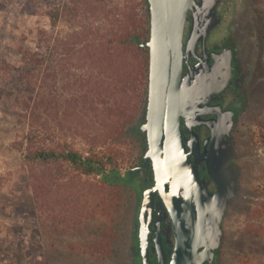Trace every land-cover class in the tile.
<instances>
[{
    "label": "trees",
    "instance_id": "16d2710c",
    "mask_svg": "<svg viewBox=\"0 0 264 264\" xmlns=\"http://www.w3.org/2000/svg\"><path fill=\"white\" fill-rule=\"evenodd\" d=\"M44 14L68 29L53 37L41 30L32 49L19 50L15 89L24 93L23 162L33 206L63 231L97 211L111 220L118 207L119 188L99 177L119 170L113 147L142 106L148 14L145 0H60ZM258 131L264 144V123ZM99 193L100 202L90 204Z\"/></svg>",
    "mask_w": 264,
    "mask_h": 264
},
{
    "label": "rangeland",
    "instance_id": "374dc122",
    "mask_svg": "<svg viewBox=\"0 0 264 264\" xmlns=\"http://www.w3.org/2000/svg\"><path fill=\"white\" fill-rule=\"evenodd\" d=\"M59 2L0 0V264H123L121 248L114 254L115 242L118 246L123 235L124 195L120 188L116 193L118 207L109 214L111 220L97 211L92 219L63 231L48 214L34 207L31 199L23 162L25 120L19 104L24 93L15 89V68L19 50L32 49L41 30L51 37L67 31L63 20L51 24L44 14ZM251 3L260 68L258 95L240 146L243 200L225 220L221 264H264V213L255 211L264 204V144L258 131V123H264V0ZM119 140L123 143L113 148L119 150L115 165L122 171L136 150L124 136ZM100 198L99 193L90 204L95 206Z\"/></svg>",
    "mask_w": 264,
    "mask_h": 264
},
{
    "label": "flooded vegetation",
    "instance_id": "af4514ba",
    "mask_svg": "<svg viewBox=\"0 0 264 264\" xmlns=\"http://www.w3.org/2000/svg\"><path fill=\"white\" fill-rule=\"evenodd\" d=\"M251 6V0H219L214 9L218 23L202 42L186 43L194 8L186 10L183 24L181 78L188 73V81L182 80L181 89L188 86L189 91L178 125L197 178L212 196L219 191V181L228 184L229 167L243 162L240 146L258 95L260 68ZM146 8L148 14L147 2ZM145 109L146 88L139 114L123 130L136 155L124 170L112 169L99 178L120 188L124 195L123 235L118 246L115 242L114 254L121 248L123 264H170L173 230L164 204L153 189L150 160L144 159ZM193 208L196 218L195 203ZM227 218L219 222L223 234L218 236V244L202 238L199 250L210 251L211 256L198 264H221Z\"/></svg>",
    "mask_w": 264,
    "mask_h": 264
},
{
    "label": "water",
    "instance_id": "95a60500",
    "mask_svg": "<svg viewBox=\"0 0 264 264\" xmlns=\"http://www.w3.org/2000/svg\"><path fill=\"white\" fill-rule=\"evenodd\" d=\"M148 6L146 109L142 129L153 173V189L168 213L174 237L170 264H198L211 252L199 250L202 238L218 244L220 220L230 216L243 200V165L229 167L228 184L219 181L212 196L197 178L185 150L178 117L184 115L188 86L181 89L182 31L187 9L193 10L188 41L202 42L218 23L219 0H146ZM236 159V158H235ZM193 203L197 210L195 218Z\"/></svg>",
    "mask_w": 264,
    "mask_h": 264
}]
</instances>
